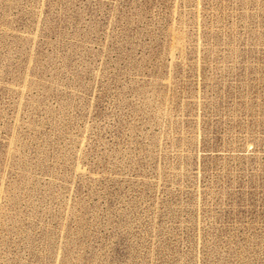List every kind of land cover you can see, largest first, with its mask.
<instances>
[{
	"label": "rangeland",
	"instance_id": "rangeland-1",
	"mask_svg": "<svg viewBox=\"0 0 264 264\" xmlns=\"http://www.w3.org/2000/svg\"><path fill=\"white\" fill-rule=\"evenodd\" d=\"M0 264H264V0H0Z\"/></svg>",
	"mask_w": 264,
	"mask_h": 264
}]
</instances>
